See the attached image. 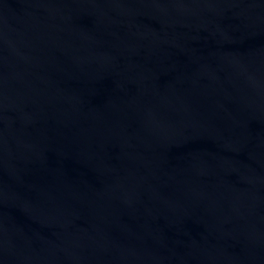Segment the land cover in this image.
I'll list each match as a JSON object with an SVG mask.
<instances>
[{"label": "water", "instance_id": "water-1", "mask_svg": "<svg viewBox=\"0 0 264 264\" xmlns=\"http://www.w3.org/2000/svg\"><path fill=\"white\" fill-rule=\"evenodd\" d=\"M0 264H264V0H0Z\"/></svg>", "mask_w": 264, "mask_h": 264}]
</instances>
